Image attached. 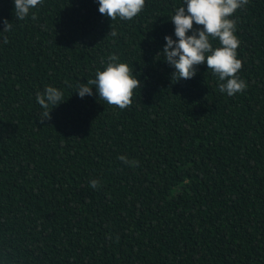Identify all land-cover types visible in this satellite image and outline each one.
I'll use <instances>...</instances> for the list:
<instances>
[{
    "label": "trees",
    "instance_id": "trees-1",
    "mask_svg": "<svg viewBox=\"0 0 264 264\" xmlns=\"http://www.w3.org/2000/svg\"><path fill=\"white\" fill-rule=\"evenodd\" d=\"M182 4L111 20L96 0H42L20 20L0 0V264H264V0L232 17L234 96L204 64L172 78ZM110 56L141 81L124 109L74 94ZM48 85L64 99L41 124Z\"/></svg>",
    "mask_w": 264,
    "mask_h": 264
},
{
    "label": "clouds",
    "instance_id": "clouds-1",
    "mask_svg": "<svg viewBox=\"0 0 264 264\" xmlns=\"http://www.w3.org/2000/svg\"><path fill=\"white\" fill-rule=\"evenodd\" d=\"M41 3L42 0H13L16 19L23 20L30 15L34 19L32 10ZM96 3L98 11L111 20H132L145 6V0H96ZM247 3L248 0H183L170 19L174 36L164 37L162 51L163 61L174 69L172 78L177 81L192 79L197 74V66L204 64L216 77L220 93L227 96L242 93L247 83L238 75L242 60L238 57L240 41L232 17ZM3 23V32L9 31L10 23L6 19ZM111 35L117 33L112 31ZM213 40L219 41V47H213ZM140 85L141 81L127 63L110 56L103 70L97 69L94 78L78 84L74 94L83 99L92 96L95 90L99 100L124 109L132 103L134 90ZM63 99L62 90L55 86L48 85L37 92L41 124L51 119V113L57 105L63 104ZM118 158L126 164L133 163L125 156ZM98 185L99 181H91V187Z\"/></svg>",
    "mask_w": 264,
    "mask_h": 264
}]
</instances>
